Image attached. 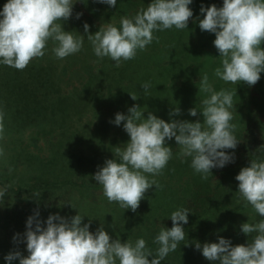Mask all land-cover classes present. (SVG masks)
Masks as SVG:
<instances>
[{
  "label": "rangeland",
  "instance_id": "rangeland-1",
  "mask_svg": "<svg viewBox=\"0 0 264 264\" xmlns=\"http://www.w3.org/2000/svg\"><path fill=\"white\" fill-rule=\"evenodd\" d=\"M5 2L0 0V7ZM149 2L117 0V6L110 7L94 0L86 3L77 0L72 17L62 26L66 31L75 30L83 34V24L87 22L89 32L94 33L103 22L111 21L119 26L122 15H132ZM202 4L219 7L222 0H193L189 6L193 17L189 19L187 29L173 27L154 32L152 44L146 50H138L133 59L123 61L119 67L108 57L98 59L87 39L80 52L63 59H58L52 52L50 41L45 55L33 58L22 70L0 65V186H8L4 205L0 207V256L3 254L1 237L4 235H9L10 243L14 244L13 248L10 244L12 251L27 254L25 244L23 248L22 242L13 239L14 235L22 234L23 228H12L7 223L10 217L18 218L22 208L38 209L41 221L57 212L71 216L61 211L60 206L53 207L46 201L42 189L53 184L55 187H63L64 183L65 188L73 185L88 189V200L98 204L94 211L97 217L96 223L93 222L90 212L83 222L91 219L95 229L101 222L105 225V214L111 211L110 202L104 196L102 186L92 176L105 159L113 158L115 147L129 139L122 124L116 126L110 121L114 120L117 112L127 114L128 107L133 104L140 105L142 111L146 107L145 117L150 111L166 121L170 118L202 120L199 114L190 116L188 110L198 106L206 95L199 90L198 83L199 76L204 74L209 76L210 83L217 90L227 88L233 92L235 110L232 122L236 125L235 135L240 140L234 162L212 169V176L203 179L190 167V158L179 154L174 139L167 141L173 148L172 159L159 175L153 177L149 174V179H155L159 187L153 186L146 191L135 211L123 208L124 214L132 220L122 219L120 223L115 220V225L106 231L113 238L119 236L123 242V234L127 232L125 223L130 221L132 231L129 233L138 231L137 237L144 238V232H141L144 231V223L140 226L144 215L156 225H172L170 218L163 219L162 214L149 210L151 203L160 201V193L168 195L174 192L171 202L176 201V208L187 206L190 209L191 206L194 210L200 202L195 203L193 195L202 186L210 192L208 199L205 198L206 203L203 202L205 210L200 211L195 221H190L188 216L186 225L213 219L215 222L210 221L208 232L204 233L205 241L216 242L218 236H222L231 239L233 245L246 243L247 237L240 231V224L247 220L251 223L253 217L256 220L260 217L250 204L240 200L237 192L239 182L235 176L241 167L248 166L255 155H264L260 148L264 147V73L252 86L241 82L225 83L214 76L220 57L213 45L214 34L199 28L197 18L202 19L199 13ZM78 12L82 13L79 19L76 18ZM142 82H150L151 88L147 92L141 88ZM129 93L137 95V100L133 101ZM173 106L179 107L180 114L170 117ZM68 190L76 191L73 188ZM34 193H39V196ZM113 204L117 210L121 208L119 203ZM216 206L221 209H216ZM170 213L164 215L169 216ZM219 217L226 220L219 222ZM133 221L140 226L139 230L138 227L134 229ZM200 238L201 234L194 240L201 241ZM0 264H5V261H0Z\"/></svg>",
  "mask_w": 264,
  "mask_h": 264
},
{
  "label": "clouds",
  "instance_id": "clouds-1",
  "mask_svg": "<svg viewBox=\"0 0 264 264\" xmlns=\"http://www.w3.org/2000/svg\"><path fill=\"white\" fill-rule=\"evenodd\" d=\"M76 2L6 0L0 7V65L22 70L33 58L45 55L50 41L52 52L63 59L80 52L87 39L98 59L108 57L119 67L123 61L133 59L138 50H146L155 38L154 32L173 27L187 29L193 17L189 7L193 0H150L134 14L122 15L119 26L111 21L103 22L92 33L85 22L84 32L80 34L75 30L66 31L62 26L72 17ZM94 2L117 6V0ZM199 13L201 31L215 36L213 45L219 53L220 64L214 69V76L225 83L255 85L264 73V47L261 46L264 44V0H222L219 7L202 4ZM81 15L76 13V18ZM199 77V90L206 95L188 114L192 117L199 114L202 120L170 118L166 121L150 111L145 117L146 107L142 111L137 104L128 107L127 114H115L110 122L116 126L122 124L129 139L116 146L113 158L105 159L92 176L102 186L109 202L135 211L145 192L153 186L159 187L155 179H149V174L159 175L172 159L169 140L174 139L179 154L190 158V167L203 179L212 176V169L234 162L240 140L232 122L233 92L227 88L217 90L207 74ZM141 88L147 92L150 82H142ZM130 96L133 101L138 98L135 94ZM179 114V107L173 106L169 116ZM260 148L264 151V147ZM235 180L239 182L240 200L250 204L260 217L240 224L246 243L233 245L231 239L218 236L216 242L187 239L189 242L184 245H194L210 264H264V155L250 159ZM7 192V185L0 186V207ZM189 213L192 211L188 207L179 206L169 214L167 218L171 219L172 226L162 224L154 237L158 247L153 251L142 237L123 242L119 236L113 238L103 222L94 231L90 230L91 219L83 222L88 216L78 211L70 217L52 213L43 221L36 211L26 219L22 236L13 237L14 241L25 244L27 255L11 251L4 256L5 264L17 260L18 264H162L185 241L187 234L183 225L188 223Z\"/></svg>",
  "mask_w": 264,
  "mask_h": 264
},
{
  "label": "trees",
  "instance_id": "trees-1",
  "mask_svg": "<svg viewBox=\"0 0 264 264\" xmlns=\"http://www.w3.org/2000/svg\"><path fill=\"white\" fill-rule=\"evenodd\" d=\"M48 182V181H47ZM231 182V181H230ZM49 183V182H48ZM229 184V183H228ZM35 187V186H34ZM232 189H235L234 186H232ZM68 188H73L76 189V191H67ZM201 186L199 189L196 190V193H194L193 195V199L192 200H196L195 203L200 202V206L199 205H195L194 210H191V206H190V210L192 211V213H189V217H190V221L193 220L195 221L198 217V215L200 214V211L205 210V206L203 204L206 203V199H208V193H210L209 191H207L208 189L204 188ZM44 190V195L46 196V201L50 202V204L53 205V207H57L60 206L62 209L61 211L65 212L67 215H75L76 212L78 211L80 214L82 215H87L88 213H92V220L93 222L96 223V217H97V212L96 211V207L98 206V204H95L93 201L88 200V195L90 194V191L88 189H79V188H75V186L73 185H69L67 188H65L64 183H63V187L61 186H57L55 187V184L47 186ZM174 192H170L169 194L172 196ZM160 201H157L156 203H151L150 205V211L153 212H158L160 214L163 215V219H167V215H164L166 213H170V210L175 209L177 206L176 201L174 200L173 203L171 202V199L174 198L175 194L172 197H169V194L167 195L166 193H160ZM162 196V198H161ZM195 198V199H194ZM202 199V200H201ZM205 199V200H204ZM60 200H62V202H60ZM201 200V201H200ZM55 202V203H54ZM64 202H68L70 203L74 208L71 207L70 204L65 203ZM202 202V203H201ZM110 202V209L111 211L108 212L107 214H105V221L107 220L106 224L104 225L105 230L106 229H111L116 223L115 220L119 221V223L121 222V220H127L130 219L129 215H125L124 214V209L121 207L120 209H116L114 204L111 205ZM63 204V205H61ZM197 206V207H196ZM204 206V207H201ZM187 207V206H185ZM58 209V208H56ZM216 209H221L220 207L216 206ZM36 211H38V209H33L32 210H28L27 208H22V214L18 217V218H12L10 217L9 221H7V223L12 227V228H17V229H22V234L25 232V225L24 221L30 216L32 215L31 213H35ZM140 214V213H139ZM141 215V214H140ZM161 215V216H162ZM116 218V219H115ZM135 217H133L134 219ZM250 219H252L251 217H249ZM219 222H224L226 219L225 217H219ZM132 220V219H130ZM246 220V219H245ZM143 222L140 224V226L144 223V231H141L142 233L144 232V239L147 241V246L152 249L153 251L158 247V245L156 243H154V237L155 235L158 233L160 227H162L161 225H156V223L154 221H150L149 216L144 215L143 216ZM210 221H214L213 219L208 220V221H198L196 223H191L190 226L188 225H183L185 232H186V239L185 241L181 242V245L177 247V249L174 252H171L168 254V256L162 261V264H210V262L208 260H206L205 258H201L202 254L200 253L199 250H196L194 245H192L191 243L188 245H184V243H187L189 241H193L195 237H197V235L201 234V241H205L204 238H206V235L204 234L205 232H208V224L210 223ZM253 222L256 221V218L253 217ZM136 221H133V223ZM215 222V221H214ZM126 224V228H127V232H125L123 234V241L126 239H131V240H135L136 238H138L137 236L138 231L136 234H130L129 232L132 231V221H130V223H125ZM134 229L136 227H138V230L140 228L139 225H137L136 223H134ZM111 225V227H109ZM172 225L169 224L168 226L165 227H171ZM197 227V228H195ZM124 227H121L122 230ZM90 230L94 231L95 228L92 227ZM216 231H218V229H215ZM6 234V233H5ZM21 234V236H22ZM121 235V234H120ZM131 235V237H130ZM254 235V234H253ZM10 237L9 235H4L3 237H1V242H2V256H0V261H5L4 260V256L6 254H8L9 252L12 251V249H10ZM189 241H188V240ZM209 239V238H208ZM200 241V242H201ZM12 248L14 246V244H11ZM21 245L24 248V243L22 242ZM26 250V248H25ZM27 255V254H25ZM2 257V258H1ZM149 259H151V257H149ZM13 263H18L17 261H14Z\"/></svg>",
  "mask_w": 264,
  "mask_h": 264
}]
</instances>
